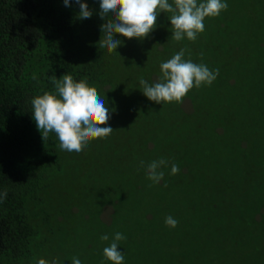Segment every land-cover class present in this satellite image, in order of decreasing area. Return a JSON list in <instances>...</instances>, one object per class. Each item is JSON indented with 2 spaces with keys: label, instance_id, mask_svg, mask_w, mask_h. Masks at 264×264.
<instances>
[{
  "label": "trees",
  "instance_id": "trees-1",
  "mask_svg": "<svg viewBox=\"0 0 264 264\" xmlns=\"http://www.w3.org/2000/svg\"><path fill=\"white\" fill-rule=\"evenodd\" d=\"M84 2L93 15L81 20L74 2L0 0V264H112L103 249L117 232L124 264H264V0H226L194 42L173 40L161 12L146 38L117 34L111 53L99 0ZM181 48L216 80L180 104L149 101L140 78L157 82ZM65 73L111 112V135L79 154L54 133L44 141L32 118L31 99ZM161 158L152 184L139 162Z\"/></svg>",
  "mask_w": 264,
  "mask_h": 264
},
{
  "label": "clouds",
  "instance_id": "clouds-1",
  "mask_svg": "<svg viewBox=\"0 0 264 264\" xmlns=\"http://www.w3.org/2000/svg\"><path fill=\"white\" fill-rule=\"evenodd\" d=\"M73 2L79 5L78 17L81 20L91 18L93 11L84 0H63L66 7ZM227 8L226 0H99V16L105 21L101 25L103 38L99 40V47L106 48L109 53L116 51L122 43L116 38L117 34L128 39L146 38L155 30L161 12L166 13L170 20L173 40L180 42L187 38L194 42L205 31L204 20L219 16ZM186 51V48H181L170 59L161 62V76L157 82L149 83L140 78V90L149 101L180 104L191 89L210 86L216 80L219 69L210 70L204 63L185 59ZM200 56L202 58L203 53ZM33 79H38L35 74ZM50 81L55 86V93L45 91L31 99L32 118L44 141L54 133L60 150L79 154L93 140L106 139L111 135L113 128L106 126L111 118L110 108L94 86L83 79L76 81L68 73L60 78L52 76ZM168 165L169 161L164 158L147 165L141 160L138 171L144 168L147 179L157 184L165 175L161 169ZM179 171V166L171 163L170 174L175 175ZM6 197L7 191L0 192V201ZM165 224L175 228L178 221L169 215ZM100 239L107 241L109 237L104 234ZM125 239L122 233H115L111 244L103 249L104 258L112 264H124V254L118 250V245ZM36 264L61 262L39 258ZM71 264H81V261L73 257Z\"/></svg>",
  "mask_w": 264,
  "mask_h": 264
},
{
  "label": "rangeland",
  "instance_id": "rangeland-1",
  "mask_svg": "<svg viewBox=\"0 0 264 264\" xmlns=\"http://www.w3.org/2000/svg\"><path fill=\"white\" fill-rule=\"evenodd\" d=\"M136 231H137V230H135V229L132 230L133 233H135ZM122 234L126 237V233H122ZM139 236H146V234H144L143 232H141V233L139 234ZM139 236H138V237H139ZM140 240H141V242H143V243L145 242L144 238H140ZM122 242H124V243L127 244V240H126V239H125V240H122Z\"/></svg>",
  "mask_w": 264,
  "mask_h": 264
}]
</instances>
